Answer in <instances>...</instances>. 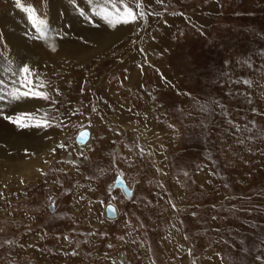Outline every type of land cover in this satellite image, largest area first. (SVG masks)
Instances as JSON below:
<instances>
[{
    "label": "rangeland",
    "instance_id": "1",
    "mask_svg": "<svg viewBox=\"0 0 264 264\" xmlns=\"http://www.w3.org/2000/svg\"><path fill=\"white\" fill-rule=\"evenodd\" d=\"M97 2L48 0L17 51L30 13L0 0V88L26 65L54 92L0 101V264H264V0H127L115 27Z\"/></svg>",
    "mask_w": 264,
    "mask_h": 264
},
{
    "label": "snow or ice",
    "instance_id": "2",
    "mask_svg": "<svg viewBox=\"0 0 264 264\" xmlns=\"http://www.w3.org/2000/svg\"><path fill=\"white\" fill-rule=\"evenodd\" d=\"M158 3H162V0H157ZM88 3L91 5L93 3V0H88ZM103 6H101L99 0L97 2V5L94 9H92L93 15L96 17H99L103 19L110 27H115L116 24L119 23H135L139 19H143L145 16V13L141 11H136L134 7L130 6L127 3V0H102ZM108 5H111V8L107 7ZM17 6L18 7H24V10L28 13L29 15V20L32 23L33 28L35 29L36 33L38 34L37 38H43L46 36L47 33V25L46 22L43 19H38L35 14V9L31 8L30 6H22L20 3V0H17ZM136 8L139 7V4L137 3L135 5ZM81 14L83 15V10L81 11ZM115 21V22H114ZM55 51V48L52 49ZM10 71L13 75V77H18L19 76V71H15L11 69H7ZM23 73L26 74L27 76L32 75V70L28 66H23V68L20 70ZM14 84L17 83V81H13ZM245 83H250L248 81H245ZM0 85H3V81L0 80ZM29 87V91H21L22 87ZM6 87V86H5ZM43 87V83L41 82L40 85L34 86L32 80H27L26 84H22L19 86L14 87L11 91H4L2 88H0V101H3L5 97L7 96L9 98V101H19L22 98H25L29 95V92H31V95L36 98H42L44 100H49V96L47 92H43L38 90L39 88ZM0 115H2V112H0ZM22 115H27L31 117L32 114H22ZM5 119L11 120V117H4ZM20 117L18 116L16 120H14V123H17L18 127H26L29 126L26 123H20L19 122ZM36 126H51L49 124V121L47 118H45L42 122V124H37ZM88 136V133L84 132L80 134V137L78 138V142H85L86 138ZM57 147L64 148L65 145L60 144ZM55 149H53V152ZM123 182L121 180H117V185H121ZM125 192L127 191L126 186L123 189ZM103 203V202H101ZM107 212L114 215L115 211L112 208L111 205L108 206ZM257 260H264V257L257 256Z\"/></svg>",
    "mask_w": 264,
    "mask_h": 264
},
{
    "label": "bare ground",
    "instance_id": "3",
    "mask_svg": "<svg viewBox=\"0 0 264 264\" xmlns=\"http://www.w3.org/2000/svg\"><path fill=\"white\" fill-rule=\"evenodd\" d=\"M63 3L61 2L60 4H58V5H56L57 7H59V6H63L62 5ZM49 7H48V0H44L43 1V3H42V5L40 4V6L38 7V9H37V11L35 12V14H36V17L38 18V19H45V20H47V18L49 19V17L48 16H52L53 15V13L52 12H49ZM56 9V8H55ZM69 12V11H68ZM75 13V12H74ZM21 19H23V20H25V23H27V25L25 26V25H23V24H18L17 26H15V30H14V32H12L11 33V36H12V39H11V41H12V43H13V45H14V48L17 50V51H19L20 50V48L22 47V44H23V40L21 39V37H23V36H25L28 32H27V28L28 27H33L32 26V23L30 22V20H29V16H28V18H23V16L21 17ZM23 23V22H22ZM24 33H26V34H24ZM87 48V47H86ZM22 49V48H21ZM24 49V48H23ZM24 51V50H23ZM42 76V75H41ZM20 77H22V78H24L23 79V81L25 82V83H27V80H32V82H33V85L34 86H38V85H40L41 84V82L40 81H36V80H34L33 78L31 79L30 77H24L23 75H20ZM43 83V82H42ZM20 84V83H19ZM45 86V85H44ZM44 86L42 87V88H39L38 90H40V91H43L44 90ZM28 89V88H27ZM48 93V92H47ZM50 95H54V92L51 94V93H48V96L49 97H51ZM51 100V99H50ZM43 101H44V99H42V98H36V97H33L31 94L30 95H28L27 97H25V98H23V99H21L19 102V104L16 106V109L18 108V107H23V106H38V107H40V104H42L43 103ZM6 103H7V101H5V103H4V106L6 105ZM12 103V102H11ZM1 104V103H0ZM15 104V103H14ZM48 104V103H47ZM46 104V105H47ZM23 105V106H22ZM9 106V105H8ZM48 106V105H47ZM9 108V107H8ZM36 108V107H35ZM41 109V108H40ZM4 110V109H3ZM32 110V109H31ZM37 110V109H36ZM39 110V109H38ZM41 111V110H40ZM44 111V110H43ZM9 112V111H8ZM11 113V112H10ZM13 113V112H12ZM15 113V112H14ZM20 114V113H19ZM54 115V114H53ZM20 116V115H19ZM21 117V116H20ZM14 118V117H13ZM53 120H54V118H53ZM35 121V120H34ZM33 121V122H34ZM32 122V123H33ZM40 122H42V121H40ZM54 122V121H53ZM31 127V126H30ZM35 127V126H34ZM41 128V127H40ZM26 129V128H25ZM24 129V130H25ZM28 129V128H27ZM45 129V128H44ZM23 130V131H24ZM32 132V131H31ZM29 133V132H28ZM22 134V133H21ZM38 134V133H37ZM34 135V134H33ZM29 136V135H28ZM36 139V138H35ZM31 141H32V139H30ZM36 141V140H35ZM88 141H89V139L87 138L86 139V141L85 142H83V143H81V142H77V144H78V150L79 151H82V149H83V147L88 143ZM24 147V146H23ZM46 148H48V143L47 142H45V140H38V142L37 143H31V144H29L28 146H25V148L24 149H27L28 151H33V152H35V153H38V152H40V151H42V150H45ZM78 151V152H79ZM80 163V162H79ZM78 163V164H79ZM123 184V183H122ZM115 185H117L116 183H113L112 184V187H111V189H114V187H116ZM125 185V184H124ZM126 186V185H125ZM116 189H118V188H116ZM120 189H124V186H121L120 187ZM112 208L114 209V211H115V214L114 215H112V214H110V213H108L107 211L105 212V214H106V218L107 219H110V220H113V219H115V218H117V216H118V213H117V210H116V208L114 207V206H112ZM106 210V209H105Z\"/></svg>",
    "mask_w": 264,
    "mask_h": 264
},
{
    "label": "water",
    "instance_id": "4",
    "mask_svg": "<svg viewBox=\"0 0 264 264\" xmlns=\"http://www.w3.org/2000/svg\"><path fill=\"white\" fill-rule=\"evenodd\" d=\"M84 132H86V133H88V136H87V138L89 137V131L87 130V129H84V130H81L79 133H78V135H77V137H76V140H77V142H78V138L80 137V134L81 133H84ZM86 138V139H87ZM81 143H83V142H81ZM120 180V179H119ZM122 181V180H121ZM123 182V181H122ZM116 184H117V182H116ZM116 187H121V186H124L125 187V185H124V182H123V184H121V185H115ZM127 189V188H126ZM124 193L126 194V196H128L129 194H130V192H129V190L127 189V191L125 192L124 191Z\"/></svg>",
    "mask_w": 264,
    "mask_h": 264
}]
</instances>
